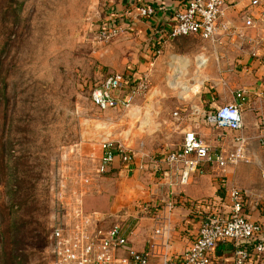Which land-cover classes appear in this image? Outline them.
Here are the masks:
<instances>
[{
    "label": "rangeland",
    "instance_id": "obj_1",
    "mask_svg": "<svg viewBox=\"0 0 264 264\" xmlns=\"http://www.w3.org/2000/svg\"><path fill=\"white\" fill-rule=\"evenodd\" d=\"M133 3L0 0V264H49L58 209L85 207L104 196L112 206L118 198L128 204L117 215L98 214L109 226L119 223L133 231L138 216L153 215L139 214V207H158L152 191L141 188L157 185L156 158L179 149L186 131H203L217 153H232L235 134L216 130L207 117L221 107L210 108L217 85L237 74L231 69L247 55L242 40L213 44L187 37L164 47L124 28L117 38L100 41V30L117 25L135 9ZM254 15L258 24L243 33L244 46L250 39L264 43L263 17ZM150 49L152 65L137 71L147 79L148 91L128 110L95 108L92 91ZM206 91L211 99L204 98ZM259 123V132L246 133L248 163L230 167L227 178L215 168L207 174L225 199L228 187L245 192L235 177L241 168L264 177V120ZM108 141L134 151L149 170L137 176L132 169L101 174L102 144Z\"/></svg>",
    "mask_w": 264,
    "mask_h": 264
},
{
    "label": "built area",
    "instance_id": "obj_2",
    "mask_svg": "<svg viewBox=\"0 0 264 264\" xmlns=\"http://www.w3.org/2000/svg\"><path fill=\"white\" fill-rule=\"evenodd\" d=\"M247 2L242 26H237L229 19L230 10ZM264 8V0H241L230 7L226 0H188L186 8L177 15L175 25L169 30L170 40L198 37L213 44L223 39H241L247 42L245 30L255 29L258 21L254 12ZM155 10L150 6L139 8V16L151 18ZM120 24L103 27L99 40L109 41L123 33ZM250 44L263 46L250 39ZM154 55L161 53L155 48ZM148 91L147 79L137 78L123 73H112L96 87L90 96L91 104L99 111L128 110L133 102ZM249 91L242 89L233 93V101L218 108L207 117V123L221 132L234 133L233 151L229 155L217 153L202 136L193 130L185 132L180 148L166 154L159 161V172L167 176L169 170L178 176L179 185L188 186L192 179L202 174L203 168H215L223 178L232 166L240 162H249L247 149L249 138L245 135L244 107L249 100ZM255 96L264 99L263 91H256ZM178 116V114H175ZM264 151V138L261 139ZM134 151L117 147L112 141L102 144L99 172L108 174L119 168L130 173L146 171L148 165L137 162ZM167 171L163 173V167ZM225 203L228 211L215 210L204 220L198 239L181 255L168 252L152 256L136 251L130 242L124 226L119 223L108 225L105 216L86 214L81 205L73 208L60 207L51 226L48 260L49 264H152L159 258V264H214L212 252L219 243L233 242L239 249L233 264H246L250 245L257 255H264L263 226L247 220L245 194L237 187H228ZM160 232L157 231V234ZM166 250V249H165Z\"/></svg>",
    "mask_w": 264,
    "mask_h": 264
},
{
    "label": "crops",
    "instance_id": "obj_3",
    "mask_svg": "<svg viewBox=\"0 0 264 264\" xmlns=\"http://www.w3.org/2000/svg\"><path fill=\"white\" fill-rule=\"evenodd\" d=\"M226 1L230 7H233L241 0ZM187 3L188 0H134L135 9L131 10L130 8L124 15L125 17L116 23L126 28L129 33H137L141 39L150 38L153 39V42L157 41V44L165 47L171 43L168 37L169 30L175 25L177 15L186 8ZM246 5L247 2L240 4L235 7L236 9L229 12V19L237 26L243 24L244 6ZM142 6L152 7L155 10L154 16L151 18L139 16V8ZM256 13L263 17L261 28L262 32H264V8L257 9L254 14ZM238 18L239 20H237ZM241 43L245 47L247 55L234 67L235 69H231V71H236L237 74L226 75V78L222 79L217 85L216 98H212L214 102L210 104V108L219 104L222 107L232 102L234 92L247 89L250 94L248 103L245 105L244 121L245 135L247 133L250 136L259 132L261 129V123L259 122L264 120V99L255 96L256 91L264 92V45L258 46L248 43L244 46L245 42ZM152 49H154L153 45ZM151 52L152 50L150 49L144 54L135 55L125 72L114 73H123L127 76L133 75L139 78L137 75L138 70L152 65V62H150ZM228 76L230 77L229 79H227ZM208 92L210 93V91ZM209 93L207 91L204 93L205 99H211L207 95ZM202 132L198 131L196 133L201 135L203 140L208 143ZM231 143L233 144V141ZM156 159L158 160L155 161L153 166L155 172H158L160 158ZM163 168L167 167L164 166ZM115 170L120 171L119 168ZM250 170L252 171L250 168H241L235 175L236 180L244 187V194L248 199L244 216L247 220L262 225L264 230V177L253 174V171L251 172ZM210 171V167L203 168L202 174L195 176L188 186L182 187L179 185L175 170L172 173L168 170L167 176H163L161 173L159 175L154 174L158 178L156 186L152 185V188H147L146 185L148 184L146 183L145 186L141 187L146 190L150 189L152 191L151 196H156L155 199L157 198L159 202L157 204L158 207L156 205L139 207V214L148 211L149 214L152 213L153 215L148 218L138 216L140 222L135 225L133 231L128 232L125 229L136 251L150 256L153 253L161 254L164 252L172 255H181L198 239L201 225L211 212L215 210L228 211L227 204L225 202L221 204L224 195L223 192H218L219 187L216 181L208 180L207 174ZM120 172V174H127L126 171ZM134 173L137 176L142 172L134 171ZM214 200L215 208L213 206L210 211L208 206ZM125 202L128 204V201ZM161 202H163L162 206H159ZM126 203L122 199H115L110 215H117ZM194 204L198 206L194 207ZM129 206L131 205L129 204ZM157 231L160 233L157 234ZM262 238L264 239V232ZM241 247L249 249L250 256L246 264H264V255H257L252 246L242 245ZM238 249L233 242L219 243L211 254L214 264H233ZM159 263L158 257L152 260V264Z\"/></svg>",
    "mask_w": 264,
    "mask_h": 264
},
{
    "label": "trees",
    "instance_id": "obj_4",
    "mask_svg": "<svg viewBox=\"0 0 264 264\" xmlns=\"http://www.w3.org/2000/svg\"><path fill=\"white\" fill-rule=\"evenodd\" d=\"M156 160H158V159H156ZM167 170H168L167 168H164L163 169V173L165 171H167ZM103 198L104 199H101L100 201H95V200H88V201H86L85 207H82L84 213H87V214H92V213H106V214H109L110 211H111V207H112L111 197L104 196ZM215 200L213 201V203L211 205L208 206L210 208V211H211V208L213 206L215 208V203H214ZM224 202H225V198L223 196L222 197V200H221V204H223ZM197 206H198L197 204H194V207H197Z\"/></svg>",
    "mask_w": 264,
    "mask_h": 264
}]
</instances>
